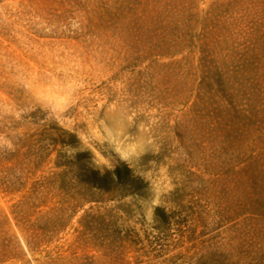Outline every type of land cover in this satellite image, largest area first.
I'll use <instances>...</instances> for the list:
<instances>
[{
  "label": "rangeland",
  "instance_id": "374dc122",
  "mask_svg": "<svg viewBox=\"0 0 264 264\" xmlns=\"http://www.w3.org/2000/svg\"><path fill=\"white\" fill-rule=\"evenodd\" d=\"M246 3L0 0V264H264V141L163 42L175 10L196 36L244 13L264 31ZM123 164L134 190L88 187Z\"/></svg>",
  "mask_w": 264,
  "mask_h": 264
},
{
  "label": "trees",
  "instance_id": "16d2710c",
  "mask_svg": "<svg viewBox=\"0 0 264 264\" xmlns=\"http://www.w3.org/2000/svg\"><path fill=\"white\" fill-rule=\"evenodd\" d=\"M243 1L247 4L248 0H229V3H232L233 7ZM249 3L251 4V2ZM246 9L247 6L243 8V11ZM239 11L241 12V9ZM174 13L178 16L180 11L175 10ZM180 15L182 18L175 16L171 21L173 26L171 34L173 35L167 41L163 39L166 48L173 50L171 55L178 54L183 50H187L189 53L197 50L199 57L195 69L200 77L199 92H204L210 102L215 99L219 108L222 109L224 120L232 126L234 131L241 133L240 135L250 132L255 136L256 141L263 142L264 89L258 87L263 83L262 74L264 72L263 22L258 21L250 26L252 22L250 20L253 17L244 13L238 19L231 18V22L228 21L226 26L215 27L212 31H208V27L204 26L202 32L196 36L192 35L190 27V20L195 14L189 13L187 9L182 10ZM248 19L250 23H248ZM213 33L227 34L229 41L219 42L218 39L212 37L215 35ZM241 39L247 46L243 47L244 53L238 56L235 48L242 44ZM247 42L248 44H246ZM222 43H230L231 46H234L232 51L235 53L231 51L229 54L219 55L216 49L218 44ZM177 63H181L182 67H190L187 57L184 58V62ZM126 171L129 170L124 164L122 170L116 168L113 180L106 172L100 178L98 172H93L92 179L87 182V185L96 188L101 195L120 192V196H122L124 193L134 190L137 185L136 180L131 178ZM155 215L162 222L161 226H164L167 216L159 209ZM96 217L100 218L101 216L97 215ZM30 237L31 243L37 240L36 229L33 230Z\"/></svg>",
  "mask_w": 264,
  "mask_h": 264
}]
</instances>
